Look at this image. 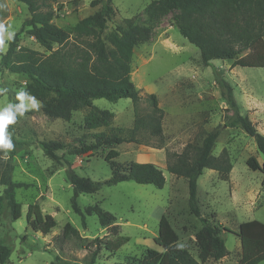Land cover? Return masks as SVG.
Segmentation results:
<instances>
[{
	"label": "rangeland",
	"instance_id": "1",
	"mask_svg": "<svg viewBox=\"0 0 264 264\" xmlns=\"http://www.w3.org/2000/svg\"><path fill=\"white\" fill-rule=\"evenodd\" d=\"M91 1L57 0L53 22L64 28L75 24L101 7V3L92 6ZM157 1L112 0L114 14L107 21L104 35L117 25H123L127 18L150 28L149 40L134 47L130 77L141 93L157 95L165 112L163 141L159 147L123 142L116 146L119 156L113 161L119 164L131 161L154 163L163 171L165 184L157 188L129 180L103 185L96 192L77 196L82 210L98 204L114 214L119 235L128 237V241L114 253L99 249L94 264H140L147 248L160 250L154 237L162 214L178 233L179 243L197 256L195 233L201 226L200 219L189 210L187 180L167 170V154L181 152L190 142L201 143L206 132L216 126L221 127V132L212 153L218 155L223 148L228 151L234 166L233 174L239 181L232 184L222 180L212 169H204L197 180V200L202 216L228 230L221 232L229 251L227 258L209 259L205 264H238L240 240L236 232L239 224L252 219L264 223V170H251L246 159L253 155L264 164V156L258 152L254 139L242 128L223 126L232 112L215 82L213 67H217L219 74L233 87L240 113L247 115L263 134L264 68L233 66L232 60L221 59L212 60L213 66L203 65L199 49L181 35L171 13L161 12ZM27 17L26 4L18 0H0V23L10 25L15 33ZM18 45L48 53L25 30L19 34ZM56 47L54 44L53 48ZM6 49L7 46L2 52ZM26 82L24 74L8 70L0 72V88L8 90L0 94V107L14 103ZM93 104L114 113L109 127L84 128L86 108L73 112L69 121L49 118L38 109H30L34 112L28 110L18 116L16 123L11 125L12 130L7 129L14 144L11 150L12 179L29 184L15 192L16 199L22 204L21 217L9 221L8 212L0 214V243L11 247L12 264H89L91 252L96 249L92 241L109 233L99 224L95 214L86 215V226L82 225L81 216L71 207L73 188L66 177L67 165L64 161L60 164L49 158L41 144L42 141L59 140L67 145V149L79 146L81 141L91 143L92 133L96 131L110 132L121 128L125 134L132 127L134 113L130 98L116 102L100 98L93 100ZM139 106L143 110L149 109L144 99L140 100ZM66 149L56 153L70 161L77 174L101 182L111 176L110 165L105 160L107 149L98 148L83 155L68 154ZM11 151L3 150L4 157L8 158ZM3 189L4 186L0 185V194ZM31 202H37L43 212L55 218L57 224L48 234L28 226L26 211ZM67 222L77 229L78 234L57 240Z\"/></svg>",
	"mask_w": 264,
	"mask_h": 264
},
{
	"label": "trees",
	"instance_id": "2",
	"mask_svg": "<svg viewBox=\"0 0 264 264\" xmlns=\"http://www.w3.org/2000/svg\"><path fill=\"white\" fill-rule=\"evenodd\" d=\"M18 1L26 4L29 17L23 21L13 40L7 43L5 52L0 51V72L8 70L24 74L27 82L22 91L40 100L38 110L41 113L49 118L69 121L73 112L86 108L83 126L96 130L109 127L114 113L95 106L93 100L104 98L116 102L130 98L133 104V125L125 134L121 128L110 132L96 131L92 133L91 143L81 141L79 146L67 149V145L59 140L41 143L49 158L60 164L64 161L67 165L66 177L73 188L71 207L81 216L82 225L86 226V215L95 214L99 224L108 229V234L92 241L96 249L91 252L89 264H94L99 249L114 253L128 241V237L119 235L114 214L98 204L88 205L82 210L77 196L96 192L103 185L129 180L157 188L165 184L163 171L154 163L131 161L119 164L113 161L119 156L116 146L123 142L159 147L163 141L165 112L157 95L141 93L130 77L134 47L149 40L150 28L127 18L123 25H117L104 35L107 21L114 14L112 0H92V6L101 3V7L66 28L52 20L57 0ZM157 5L161 12L171 13L181 35L199 49L203 65L213 66L212 60L221 59L232 60L233 66L264 68V0H158ZM23 30L48 53L19 46V34ZM54 44L56 48H53ZM213 74L221 96L232 112L223 126L242 128L254 139L258 152L264 156V134L257 130L247 115L240 113L233 87L215 66ZM141 99L148 103V110L140 108ZM15 103L19 101L16 99ZM8 130H12L11 125ZM220 132L221 127L216 126L206 132L201 143L190 142L181 152L167 154V170L187 180L189 210L200 219L201 226L195 233L197 256L179 243L178 233L167 216L162 214L154 237V242L161 249L147 248L140 264H205L209 259L219 260L228 254L221 236L222 230L228 231L227 228L202 216L197 200V180L204 169L215 170L220 179L228 180L233 167L225 148L218 155L212 153ZM98 148L107 149L105 160L111 168V176L102 182L77 174L71 162L56 153L66 149L68 154L83 155ZM12 156L13 151L5 158L3 150H0V185L4 186L0 194V214L8 212L9 221H15L22 215V204L15 197L16 189L29 185L12 179ZM246 164L251 170H264V164H260L253 155L246 159ZM26 221L32 230L42 234H48L57 224L55 218L43 212L37 202L28 204ZM70 234L77 235L78 232L67 222L57 240L66 239ZM236 235L241 247L238 264L264 261L263 222L256 219L241 222ZM11 252L10 246L0 243V264H12Z\"/></svg>",
	"mask_w": 264,
	"mask_h": 264
},
{
	"label": "clouds",
	"instance_id": "3",
	"mask_svg": "<svg viewBox=\"0 0 264 264\" xmlns=\"http://www.w3.org/2000/svg\"><path fill=\"white\" fill-rule=\"evenodd\" d=\"M14 36L15 32L11 29L10 25L6 26L0 23V51L6 48V42L12 41ZM7 91L6 88H0V94H5ZM16 99L19 103H8L0 107V150H4L5 152L11 151L14 148L11 135L7 131L8 126L15 124L18 116H23L26 111L41 107L40 101L27 91L18 92Z\"/></svg>",
	"mask_w": 264,
	"mask_h": 264
},
{
	"label": "crops",
	"instance_id": "4",
	"mask_svg": "<svg viewBox=\"0 0 264 264\" xmlns=\"http://www.w3.org/2000/svg\"><path fill=\"white\" fill-rule=\"evenodd\" d=\"M260 153V152H259ZM233 171H234V166L232 167V169H231V171H230V173H229V178H228V181H230V183H232V184H236L239 180L237 179V177H236V175L235 174H233ZM240 252H241V247L239 246L238 247V254H240ZM229 255V251H228V254L226 255V257H224V258H227V256ZM240 256V255H239ZM238 256V257H239ZM222 259V258H221ZM239 259V258H238ZM238 262V261H237Z\"/></svg>",
	"mask_w": 264,
	"mask_h": 264
}]
</instances>
